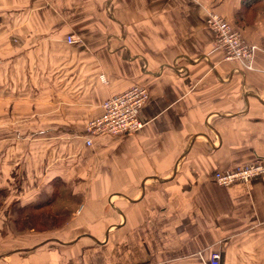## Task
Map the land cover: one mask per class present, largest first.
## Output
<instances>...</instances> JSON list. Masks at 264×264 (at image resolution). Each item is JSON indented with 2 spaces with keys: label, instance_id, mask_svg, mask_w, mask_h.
I'll use <instances>...</instances> for the list:
<instances>
[{
  "label": "crops",
  "instance_id": "0c3cea01",
  "mask_svg": "<svg viewBox=\"0 0 264 264\" xmlns=\"http://www.w3.org/2000/svg\"><path fill=\"white\" fill-rule=\"evenodd\" d=\"M3 12L0 29L27 32L0 71L33 96L28 126L84 127L135 84L149 100L134 135L81 137L75 153L74 135L45 137L60 151L29 163L17 201L34 219L0 224V264H264V175L213 180L264 163V0H0ZM209 14L256 47L254 69L225 60Z\"/></svg>",
  "mask_w": 264,
  "mask_h": 264
},
{
  "label": "rangeland",
  "instance_id": "374dc122",
  "mask_svg": "<svg viewBox=\"0 0 264 264\" xmlns=\"http://www.w3.org/2000/svg\"><path fill=\"white\" fill-rule=\"evenodd\" d=\"M7 10H10V6ZM11 21V14H5V12L0 13V24H10ZM26 33L27 32L19 33L10 29H0V51L5 50L7 51V55L10 56V50L18 43L17 39L27 35ZM3 58H6V55H4ZM9 59L10 58H8L6 62H8ZM8 65L6 69L4 68L3 71H0L8 78L7 81L0 78V101H2L0 102V191H3L4 194L3 197H1L0 204V213H2L4 217H1L0 224L1 226H4L5 231L15 229L13 228L14 226L12 223L13 218L17 219V213L21 212L23 209L20 206L21 203L17 201V198H19L21 194L24 195L26 193V190H23V187L20 188V186L22 184L21 182L27 180L28 173L31 170L29 168V163L32 165V168L38 169L40 166H45L43 153L46 149L50 151L52 149V152H56V155L60 151L61 144L59 142L56 140H54L56 141L55 143L51 141L45 142V137L57 134L74 135L72 142H69L68 144L67 151L71 149L70 151L75 153V151H77V149H75L77 143L75 142H78L81 137L86 139V126L91 120H87L84 127L65 126L60 128L57 126H51V128L48 126H32L30 124V126H28V121L26 120L27 115H24L22 108L26 106L24 104L27 103L26 99H29L31 93H28L29 90L27 87L21 89V92L18 88L12 90V81L10 76L12 68L10 66L11 64ZM1 67H3V63L0 65V69ZM28 80L30 79H27L26 81L24 80L26 82L25 86H28ZM42 81L43 80L40 79L38 83L40 84ZM2 83L5 85L3 89H1V86H3ZM21 84H23V81H21ZM12 91L15 93L12 94ZM18 102L19 107L21 108L15 111L12 110V107H16ZM3 107L4 109L2 110ZM49 129L52 133H46ZM29 151H36L35 158L28 159ZM68 159L69 161L65 163L66 166L74 165V160L71 158H67V160ZM58 165H55L54 167H57ZM36 193L37 192H32V196L34 197ZM23 214V217L25 218L27 213ZM31 217L34 219L33 216ZM27 226L28 224L26 223L24 227ZM17 228L18 226H16V229Z\"/></svg>",
  "mask_w": 264,
  "mask_h": 264
},
{
  "label": "built area",
  "instance_id": "2783aa9c",
  "mask_svg": "<svg viewBox=\"0 0 264 264\" xmlns=\"http://www.w3.org/2000/svg\"><path fill=\"white\" fill-rule=\"evenodd\" d=\"M206 22L214 33L217 49L224 54L225 60L237 62L246 70L254 69L256 47L246 42L239 30L216 14H209ZM67 41L69 44L77 42L74 36H69ZM148 100L149 91L140 84L132 85L126 91L107 98L102 104V113L91 119L86 126V146H93L94 140L99 137L138 133L144 127L140 114ZM263 175L264 163L255 162L218 171L213 175V180L222 187H228L236 182L248 183ZM203 264H220V255L213 254Z\"/></svg>",
  "mask_w": 264,
  "mask_h": 264
},
{
  "label": "trees",
  "instance_id": "16d2710c",
  "mask_svg": "<svg viewBox=\"0 0 264 264\" xmlns=\"http://www.w3.org/2000/svg\"><path fill=\"white\" fill-rule=\"evenodd\" d=\"M3 191H0V204H1V197H3ZM29 207H24L21 212H18V216H17V221H16V225L18 226L19 229H25L26 227H24L26 225V223L28 222V219L33 220V218L29 215H27L26 213L29 212L28 211ZM36 209V208H35ZM23 213H25L27 216L24 218L23 217ZM24 225V226H23ZM34 226V225H33Z\"/></svg>",
  "mask_w": 264,
  "mask_h": 264
}]
</instances>
